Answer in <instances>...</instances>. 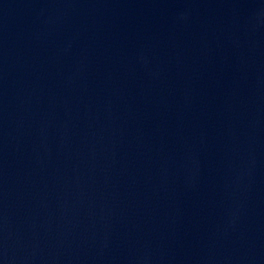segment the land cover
<instances>
[{"label": "water", "instance_id": "1", "mask_svg": "<svg viewBox=\"0 0 264 264\" xmlns=\"http://www.w3.org/2000/svg\"><path fill=\"white\" fill-rule=\"evenodd\" d=\"M0 264H264V0H0Z\"/></svg>", "mask_w": 264, "mask_h": 264}]
</instances>
